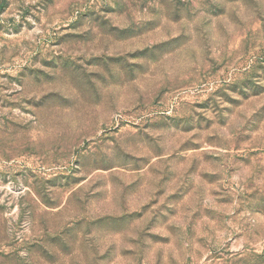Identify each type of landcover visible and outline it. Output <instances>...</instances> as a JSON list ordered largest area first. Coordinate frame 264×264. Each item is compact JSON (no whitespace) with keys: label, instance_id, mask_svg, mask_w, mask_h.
Here are the masks:
<instances>
[{"label":"rangeland","instance_id":"obj_1","mask_svg":"<svg viewBox=\"0 0 264 264\" xmlns=\"http://www.w3.org/2000/svg\"><path fill=\"white\" fill-rule=\"evenodd\" d=\"M0 264H264V0H0Z\"/></svg>","mask_w":264,"mask_h":264}]
</instances>
